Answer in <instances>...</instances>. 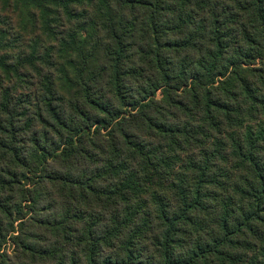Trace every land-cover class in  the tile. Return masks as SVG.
Segmentation results:
<instances>
[{"label": "trees", "instance_id": "obj_1", "mask_svg": "<svg viewBox=\"0 0 264 264\" xmlns=\"http://www.w3.org/2000/svg\"><path fill=\"white\" fill-rule=\"evenodd\" d=\"M8 2L0 264H264V0Z\"/></svg>", "mask_w": 264, "mask_h": 264}, {"label": "rangeland", "instance_id": "obj_2", "mask_svg": "<svg viewBox=\"0 0 264 264\" xmlns=\"http://www.w3.org/2000/svg\"><path fill=\"white\" fill-rule=\"evenodd\" d=\"M8 3H9L8 0H0V17L2 18L0 27H3L6 31H10L8 35H12V34L16 35L20 32L27 35L26 32L28 30H30L31 32V29H24L23 32L21 31V24L19 22L20 21L19 11L15 12L12 8L7 7ZM35 12L37 13V21L39 22L38 25L42 27L43 20L40 17L41 11L35 10ZM41 29H39V35L41 33ZM30 36H33V34ZM7 249L9 254L13 255L14 247L10 243L8 244Z\"/></svg>", "mask_w": 264, "mask_h": 264}]
</instances>
